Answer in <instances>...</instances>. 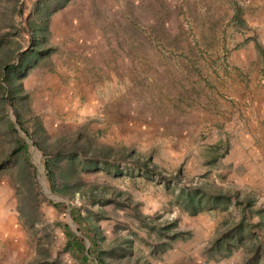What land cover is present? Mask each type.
<instances>
[{
  "label": "rangeland",
  "instance_id": "rangeland-1",
  "mask_svg": "<svg viewBox=\"0 0 264 264\" xmlns=\"http://www.w3.org/2000/svg\"><path fill=\"white\" fill-rule=\"evenodd\" d=\"M35 2L0 0V75L30 45ZM46 26L48 57L13 80L10 102L0 89V264H29L38 248L59 264H78L61 252L64 236L53 225L63 220L79 234L70 208L95 227L101 248L130 241L128 255L111 254L107 264H242L244 246L224 258L202 255L242 211L233 198L226 209L180 208L177 192L200 186L249 200L246 222L257 224L253 233L264 246V179L257 175L264 146L253 134L264 106V0H67ZM13 110L47 146L87 141L131 150L160 177L118 161L120 174L79 171L78 192L58 195ZM8 121L28 147V187L18 180L17 155L5 156ZM113 194L124 203H106ZM23 198L32 225L17 210ZM169 223L181 234L151 253L155 230Z\"/></svg>",
  "mask_w": 264,
  "mask_h": 264
},
{
  "label": "trees",
  "instance_id": "trees-1",
  "mask_svg": "<svg viewBox=\"0 0 264 264\" xmlns=\"http://www.w3.org/2000/svg\"><path fill=\"white\" fill-rule=\"evenodd\" d=\"M49 4H41L44 0L34 3L33 10L36 13L35 17L38 23L28 24V34L30 45L23 52L18 53L16 62L11 64H3L2 74L0 75V89L2 91V102H10L12 98V90L15 88V81L26 75L27 71L34 67L38 62L47 58L50 53V48L44 47L41 42V37L45 33L48 16L54 10L64 6L67 0H48ZM15 90V89H14ZM15 110H13L14 112ZM15 114V112H14ZM15 122L19 125L21 131L25 133L32 141V144L39 150L41 154V166L48 182L49 189L63 197H71L74 192H78V186L82 183L78 176L79 171H95L102 169L111 175H118L122 172L119 168L118 161L126 162L135 166L136 171L142 177L157 175L160 177L159 168L151 164L148 159H139V156L127 149H112L105 145L91 146L87 141H73L68 144H55L47 146L41 139V136L30 134L24 128L15 114ZM6 130L9 138L12 141V147L6 151L5 156L17 157L20 160V170L18 173L19 182H24L25 186H31L33 173L29 174L26 166H31L28 159L27 144L20 138L17 131L13 128L11 122H7ZM178 173V172H177ZM175 177H178L175 174ZM29 190H27L28 192ZM30 194V193H29ZM116 196V195H115ZM113 196L105 199L106 203L122 205V200L118 201ZM30 197V196H29ZM29 197H25L28 200ZM92 196L91 199H93ZM234 203L240 206L242 215L236 222H233L229 227L217 232L216 235L202 248V255L206 258H224L227 257L233 249L244 246L246 251L243 256L242 264H264V246L256 239L253 228L257 224L252 225L246 222L245 212L249 214V200H239L236 193L232 195L226 191L211 190L206 187H194L179 190L176 195L177 203L180 208L190 214H194L205 208H221L226 209L231 199ZM31 199V198H30ZM95 199V198H94ZM33 201V198L31 199ZM17 206V210L21 218L28 225H32L35 219L33 208L30 204L24 203ZM53 206L58 207L61 202H50ZM121 203V204H119ZM127 205V204H126ZM125 205V206H126ZM27 209V210H26ZM69 215L76 225V230L79 234L72 231L67 223L63 220L54 221L53 225L57 226L63 233L64 241L62 243L61 252L67 253L71 258L75 259L78 264H107L111 254L116 255V258H124L129 253L130 241L126 238L121 240L120 245L101 248L96 241L97 231L95 227L90 225L86 218L74 208L69 209ZM135 217L140 220L142 216L135 214ZM142 223V222H141ZM172 223L158 226L155 230V242L150 247V252H162L168 246L171 239L179 237L180 232H171L169 228ZM150 229V228H149ZM152 229V228H151ZM84 239L88 241V245L84 248ZM247 241V242H246ZM38 257L29 264H59L54 257L49 259L45 250L37 249Z\"/></svg>",
  "mask_w": 264,
  "mask_h": 264
},
{
  "label": "crops",
  "instance_id": "crops-1",
  "mask_svg": "<svg viewBox=\"0 0 264 264\" xmlns=\"http://www.w3.org/2000/svg\"><path fill=\"white\" fill-rule=\"evenodd\" d=\"M257 113H258V123L253 134L255 133L256 140L258 141L256 143L257 146L263 147L264 146V106L261 108V110H258ZM257 153L259 155L258 159L260 160V164H261V168H260L261 170H259L257 175L259 178L264 179V169H263L264 158H262L264 156V152L261 149H259Z\"/></svg>",
  "mask_w": 264,
  "mask_h": 264
},
{
  "label": "water",
  "instance_id": "water-1",
  "mask_svg": "<svg viewBox=\"0 0 264 264\" xmlns=\"http://www.w3.org/2000/svg\"><path fill=\"white\" fill-rule=\"evenodd\" d=\"M66 212H67V214H68V209H66Z\"/></svg>",
  "mask_w": 264,
  "mask_h": 264
}]
</instances>
